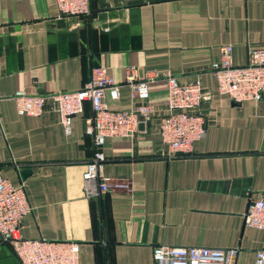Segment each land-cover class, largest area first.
Masks as SVG:
<instances>
[{
    "label": "crops",
    "instance_id": "crops-1",
    "mask_svg": "<svg viewBox=\"0 0 264 264\" xmlns=\"http://www.w3.org/2000/svg\"><path fill=\"white\" fill-rule=\"evenodd\" d=\"M90 14L62 16L55 0H0V174L24 183L31 214L25 239L79 245V264H154L155 246L238 248L235 264H253L264 232L244 226L249 200L264 192V99L236 104L216 91L210 72L219 49L233 47L243 66L264 50V0H89ZM95 67L122 84L134 68L181 82L199 81L211 96L200 107L206 136L193 156L166 159L157 125L166 113L167 81L150 86L154 119L132 138H107L103 174L129 178L133 192L88 198L82 176L97 148L85 125L88 103L71 134L48 101L40 117L19 116L17 92H75ZM115 111L132 108L122 85ZM23 170H30L25 178ZM0 264H20L0 237Z\"/></svg>",
    "mask_w": 264,
    "mask_h": 264
},
{
    "label": "built area",
    "instance_id": "built-area-1",
    "mask_svg": "<svg viewBox=\"0 0 264 264\" xmlns=\"http://www.w3.org/2000/svg\"><path fill=\"white\" fill-rule=\"evenodd\" d=\"M62 16L81 17L90 14L89 0H55ZM210 72L216 91L236 104L258 103L264 99V50L252 49L245 65L233 63V47L222 46ZM163 77L167 81L166 113L160 118L157 131L166 148L165 158L193 156L194 144L206 136L205 121L200 107L211 96L203 92L199 81L181 82L168 74L156 72L137 78L134 68L125 71L122 84L110 77L105 68L95 67L89 81L75 92H60L44 96L17 92L13 96L19 116L40 117L48 101L55 104L59 122L66 135L71 134L72 118L84 112L86 103L92 118L86 121L85 133L92 135L97 151L86 162L82 176L84 194L94 198L109 192H133L129 178H110L103 174L105 156L100 151L107 138H132L139 126H147L155 117V107L148 103L150 84ZM124 85L130 90L132 108L129 111L111 110L104 102L106 96L115 101ZM264 131V126H263ZM24 183L13 185L0 174V237L8 242L20 264H79V245L67 241L25 239L20 226L31 214ZM244 226L264 232V192L249 200L243 216ZM238 248H184L155 246L154 264H235ZM253 264H264V245L255 252Z\"/></svg>",
    "mask_w": 264,
    "mask_h": 264
},
{
    "label": "water",
    "instance_id": "water-1",
    "mask_svg": "<svg viewBox=\"0 0 264 264\" xmlns=\"http://www.w3.org/2000/svg\"><path fill=\"white\" fill-rule=\"evenodd\" d=\"M139 128H140V129L143 128V125H140ZM29 173H30V170H23V171L21 172V177H22V178H25L26 175L29 174Z\"/></svg>",
    "mask_w": 264,
    "mask_h": 264
}]
</instances>
